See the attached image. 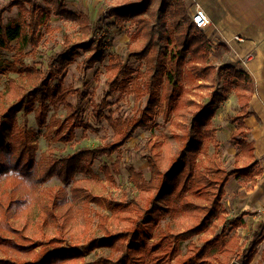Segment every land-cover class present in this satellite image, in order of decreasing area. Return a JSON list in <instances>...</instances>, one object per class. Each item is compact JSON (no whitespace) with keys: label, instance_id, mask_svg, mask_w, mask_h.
<instances>
[{"label":"rangeland","instance_id":"374dc122","mask_svg":"<svg viewBox=\"0 0 264 264\" xmlns=\"http://www.w3.org/2000/svg\"><path fill=\"white\" fill-rule=\"evenodd\" d=\"M37 1L42 2V0ZM62 1L66 9L75 16L69 19L51 16L48 23L43 25L39 31L40 40L36 48L28 46L20 52L15 49L16 42L12 44L14 49L0 48V71H4L0 75V113H4L9 109V102L5 98L11 97L12 85L20 86L24 92L31 88L25 74L14 72L12 66L20 69V72H22L21 65L33 70L47 71L54 57L71 48L75 51L77 48L74 47H78L76 57L69 62L59 76L60 80L63 79L61 88L65 91L64 99L61 100L62 95L53 98L49 92L48 98L42 104L35 99L32 110L22 109L17 112L15 122L11 123L12 127L10 126L13 135L9 139L15 143L16 147L19 146L21 140L19 136H16V130L32 134L30 142L35 145L33 146L35 147V159L42 163L46 162L47 157L60 161L85 149L91 150L115 141L117 129L111 126L109 119L118 122L121 118V121L134 122V119L140 117L141 110L145 108L148 101L147 95L138 98L132 90L133 81L124 86L122 82L125 75L121 74L113 64L116 62L135 71H147L146 61L135 56L134 53L141 51L147 40L141 21L147 17L153 19L152 16L159 9L161 0H148L147 2L144 0ZM180 3L183 5V12L192 18L198 4L183 0H180ZM128 5L134 9L128 20L122 21L111 16L112 9ZM30 7L27 0H0L1 23L5 25L24 23L30 18ZM144 9H148L147 12L143 14L137 12ZM170 13L165 12L166 24L165 26L161 24V27L175 31L174 36H176L175 20L177 21L178 17ZM209 51L211 52V49ZM209 63L215 67L210 60ZM132 77L135 79L136 74ZM211 80L208 82L200 80V84L199 81L192 82L184 71L181 75V82L190 92L189 96L202 106L210 101L213 93L218 91L225 93L226 86L228 87L231 83L229 77L219 71L211 75ZM37 81L39 79H36L33 84ZM24 92L17 90L18 97H21ZM75 93L81 94V108L86 126L75 129L73 138H70L64 135L66 133L64 128L71 122L68 104L76 106L78 103L77 96H74ZM227 97V101L214 107V118L209 128L216 131L218 147L212 143L209 153L213 154L219 149L223 168L230 171L242 166L241 163L235 162L240 148L231 135V129L235 131L237 126L232 124V120L240 117L242 113L235 90H230ZM96 105L101 107L100 110L104 113V117L100 120L96 117ZM154 124L155 126L151 128L148 126L137 129L119 153L96 156L91 163L88 162V159H91L90 156V158H82L84 160L79 163L82 171L78 173L75 180L81 187L88 190L93 200L83 199L85 194L81 192L79 197L82 200L74 206L71 220L67 228L62 231L52 227L51 225L54 224L51 220L46 221L45 218H49L50 213L54 215L58 205L72 202L71 198L74 193L70 186H64L60 179L55 177L38 191L32 190L31 185H26L18 194L12 190V179L0 178V233L15 239L13 242L17 243L18 247L30 248L31 244L37 241L45 244L54 241L55 245L65 247H90L92 244V249L85 254L82 264H94L100 261L120 264L122 260L120 252L97 246L106 234H115L118 228L107 206L108 202L137 201L142 202L144 206L142 196L130 177V171L142 173L145 179H149L148 157L152 145H156L155 151L162 150L159 146L162 142L169 144L166 146L172 148L174 152L181 148L180 141L175 137V134L180 131L170 125L162 113L151 126ZM124 129V127L121 128L122 132L119 133L124 134ZM2 130L10 132L6 127ZM167 152L168 150L164 147L162 156H165ZM18 154V151L12 155L2 153L0 163L10 167L16 166ZM117 166L120 174H113L111 178H107L106 170H112ZM257 169H261L258 164ZM12 173L14 174L10 172L9 175H13ZM226 188L228 194L225 193L222 199L224 216L219 221L215 232L202 233L182 242L180 244L181 255L187 256L191 244L201 250L207 242H210L212 244L208 256L212 264H264V253L261 255L258 250L253 255L251 252L247 253L253 231L256 228L248 223H245L243 228H234L230 224V220L242 214L243 211L251 213L250 216L245 217L246 221L253 215H260L264 224V192L258 202L257 197L251 192L254 188L250 178L244 177H232ZM235 193H238V200H242L243 204L232 203L231 198ZM25 196H27L25 202L23 200L25 198L19 200ZM179 221L174 218L165 219L158 233H167L175 228L177 230L181 225ZM9 227L20 232L9 234L2 231ZM222 246L227 252H222ZM40 249L37 248L33 253L37 254ZM27 253L29 250L22 251L7 247L4 252L0 251V257L8 255L19 261H26Z\"/></svg>","mask_w":264,"mask_h":264},{"label":"trees","instance_id":"16d2710c","mask_svg":"<svg viewBox=\"0 0 264 264\" xmlns=\"http://www.w3.org/2000/svg\"><path fill=\"white\" fill-rule=\"evenodd\" d=\"M147 1L144 0V2ZM27 2L31 5L30 18L24 23L5 25L0 19L1 49H14L12 44L15 42V49L20 52L28 46L36 48L40 40L39 31L43 25L48 23L51 16L55 15L64 19L75 16L66 9L62 0H42L41 3L37 0H27ZM182 8L180 0H161L159 9L152 16L153 19L147 17L141 21L147 40L142 50L136 51L134 55L146 61L147 71H135L112 61L114 67L125 75L122 84L127 86L133 81L132 90L136 96L140 98V96L147 95L148 97L140 117L134 119V122L121 121V118L118 122L109 119L111 126L117 129L115 141L91 150L85 149L60 161L47 157L46 162L42 163L35 159V147H33L35 145L30 142V138L33 137L30 132L16 130V136L21 138L18 147L9 139L13 135L10 128L11 123L15 122L17 112L22 109L32 110L35 99L42 104L48 98L49 92L53 98L62 95L61 100L64 99L65 91L61 88L63 79L60 80L59 76L69 62L76 57L78 47H74L77 48L75 51L71 48L54 57L47 71L33 70L21 65L22 72H20V69L12 66L14 72L25 74L31 88L24 92L20 86L12 85L11 97L5 98L9 102V109L0 113V154L10 153L12 155L17 151L19 153L16 166L10 167L0 163V178L12 179V190L19 194L21 188L26 185H31L32 190L38 191L56 177L64 186H70L74 193L71 198L72 202L58 205L56 213L54 215L50 213L49 218H45L46 221L51 220L54 224L51 226L58 231L67 228L74 206L82 198L93 200L88 190L81 187L75 180L78 173L82 171L79 163L84 160L83 157H91L88 159L91 163L96 156L119 153L137 129L154 127L155 124L152 126L151 124L160 113L170 125L180 131L175 134L181 145L179 151L174 152L172 148L166 146L169 144L164 142L159 146L162 150L164 147L168 150L165 156H162L161 149L155 151L156 145H152L149 149V179H145L142 173L130 171V177L142 196L144 206L142 202L137 201L122 203L109 201L107 204L118 228L115 234H106L97 246L120 252L122 259L120 264H212L208 256L212 243L207 242L201 250L196 245H189L187 256L181 255L180 244L202 233L215 232L219 221L224 216L222 199L232 177L250 178L254 186L257 177L261 174V170L257 169L255 150L248 141V130L244 124V120L249 115L248 106L254 92V83L247 73L227 65L223 67V73L229 77L231 83L227 84L229 88L226 86L225 93L219 91L213 93L210 101L203 106L189 96L190 92L181 82L183 71L187 73L192 82L212 81L211 75L215 72V67L209 63L208 39ZM132 10H134L132 6L128 5L112 9L110 14L124 21L130 18ZM145 10L137 12L143 14L148 9ZM165 12H171L170 14L174 17H178L177 21L175 20L177 37L174 36L175 31L161 27V24L164 26L166 24ZM3 72L1 70L0 75ZM134 74L136 77L132 79ZM36 79L39 81L33 84ZM232 89L236 92L242 113L240 117L232 120V124L237 125L233 138L240 148L235 162L241 163L242 166L236 170L227 171L223 168L219 149L213 154L209 153L212 143L218 147L216 131L209 127L214 118V107L227 101V93ZM17 90L24 94L18 97ZM74 96H77L78 103L76 106L67 103L71 122L64 128L66 129L64 135L70 138H73L75 129L86 126L81 108V94L75 93ZM100 108L96 105L95 112L98 120L104 117ZM5 127L10 132H4L2 129ZM123 127L125 133L120 134ZM20 146L21 150H19ZM10 172L14 174L9 175ZM113 174H120L118 166L112 170H106L107 178H111ZM81 192L85 194L82 198L79 197ZM26 197H21L19 200L25 198L23 199L25 202ZM249 215L251 213L245 211L232 218L230 224L234 228H243L246 225L245 217ZM167 218L179 219L180 228L170 229L167 233H158L161 223ZM2 231L9 234L20 232L11 227L7 230L2 229ZM263 236L264 224L253 232L247 253L251 252L252 255L256 253ZM13 241L15 242V239L0 233V251L4 252L7 247L22 251L29 250L27 260L19 261L6 255L0 257V264H82L85 254L92 249V244L90 247H65L55 245L54 241L48 244L37 241L31 244L30 248L18 247L19 245L14 244ZM213 243L215 244L214 241ZM37 248H41L40 251L37 254L33 253ZM222 248V252H227L224 246ZM94 264L117 263L100 261Z\"/></svg>","mask_w":264,"mask_h":264},{"label":"crops","instance_id":"0c3cea01","mask_svg":"<svg viewBox=\"0 0 264 264\" xmlns=\"http://www.w3.org/2000/svg\"><path fill=\"white\" fill-rule=\"evenodd\" d=\"M183 1L197 3L210 18L211 26L202 31L211 46L208 59L214 63L215 71L223 73V67L231 65L247 73L254 83L249 115L244 124L248 130V141L255 150V161L261 168L258 183L251 191L259 202L264 192V0ZM233 131L231 129V135ZM231 201L236 202L235 205L243 204L238 200V193ZM260 218V215H253L248 221L245 219V223L256 231L263 224ZM257 250L261 255L264 253V236Z\"/></svg>","mask_w":264,"mask_h":264},{"label":"built area","instance_id":"2783aa9c","mask_svg":"<svg viewBox=\"0 0 264 264\" xmlns=\"http://www.w3.org/2000/svg\"><path fill=\"white\" fill-rule=\"evenodd\" d=\"M192 19L195 26L200 30H205L211 26L208 14L199 5L196 6Z\"/></svg>","mask_w":264,"mask_h":264}]
</instances>
